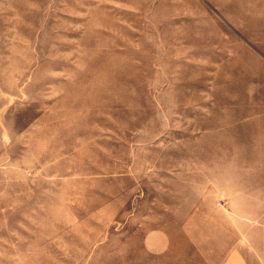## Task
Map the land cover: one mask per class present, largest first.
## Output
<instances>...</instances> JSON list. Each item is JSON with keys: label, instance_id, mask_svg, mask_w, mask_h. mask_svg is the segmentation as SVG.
<instances>
[{"label": "rangeland", "instance_id": "374dc122", "mask_svg": "<svg viewBox=\"0 0 264 264\" xmlns=\"http://www.w3.org/2000/svg\"><path fill=\"white\" fill-rule=\"evenodd\" d=\"M263 4L0 0V264H264Z\"/></svg>", "mask_w": 264, "mask_h": 264}, {"label": "bare ground", "instance_id": "6f19581e", "mask_svg": "<svg viewBox=\"0 0 264 264\" xmlns=\"http://www.w3.org/2000/svg\"><path fill=\"white\" fill-rule=\"evenodd\" d=\"M264 5V4H263ZM250 6V5H249ZM249 8V7H248ZM256 8H257V6H256ZM253 9V8H252ZM260 9V8H259ZM256 10V9H255ZM260 12V11H259ZM262 13V12H261ZM263 191H264V189H263Z\"/></svg>", "mask_w": 264, "mask_h": 264}]
</instances>
